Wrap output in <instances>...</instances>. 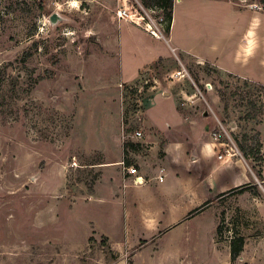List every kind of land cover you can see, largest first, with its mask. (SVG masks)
<instances>
[{"label": "rangeland", "instance_id": "374dc122", "mask_svg": "<svg viewBox=\"0 0 264 264\" xmlns=\"http://www.w3.org/2000/svg\"><path fill=\"white\" fill-rule=\"evenodd\" d=\"M220 1L173 0L170 39L207 55L211 45L230 37L249 44L243 36L251 31L252 51L241 50L239 57L264 64V0ZM120 7L138 10L146 20L142 29L152 21L168 41L164 12L145 8L141 0H0V264L115 259L102 237L89 236L84 250V191L96 186L100 172L92 165L102 158L84 143L96 134L107 139L117 128L121 140H129L152 98L163 92L198 116L208 104L226 133L219 141L234 144L256 175L249 188L225 193L210 206L217 213V264H264V179L257 148L264 141V86L192 57H180L184 73L175 56L140 71L133 83H120L130 82L141 63L129 54L127 28H117ZM53 13L62 18L54 26L48 20ZM116 36L124 44L122 58L113 56ZM163 39L155 42L170 53ZM168 45L174 47L170 40ZM256 77L264 85V68ZM153 104L150 113L173 106L159 98ZM214 115H207L210 135L219 131ZM113 216L119 218V210L108 207L99 220L107 227ZM238 237L243 250L229 262V243ZM189 264L213 259L200 255Z\"/></svg>", "mask_w": 264, "mask_h": 264}, {"label": "crops", "instance_id": "0c3cea01", "mask_svg": "<svg viewBox=\"0 0 264 264\" xmlns=\"http://www.w3.org/2000/svg\"><path fill=\"white\" fill-rule=\"evenodd\" d=\"M237 9L252 11L250 8ZM122 21L135 30L123 25ZM116 22L120 30L127 28L125 36L131 44L129 54L141 62L134 78L127 83L120 82L122 84L135 82L140 71L156 62L168 63L174 58L179 60L185 73L180 57H192L199 65L208 64L222 74L264 86L256 77L264 68L263 61L257 59L249 65L245 58L239 57L241 50L244 53L252 51L251 31L243 36L249 44L242 45L230 37L227 43L211 45V53L202 55L194 45L185 44L174 36L170 39V28L168 41L174 47H169L168 41L161 38L170 49L169 53L155 42L161 39L151 36L139 24L125 20ZM112 42L116 48L113 56L124 57L122 38L118 40L116 36ZM155 98L171 100L170 111L150 113ZM151 101L141 117L142 138H136L133 133L129 140L123 135L121 140L120 128H117L107 139L102 140L96 134L95 141L90 138L88 144L84 143L88 148L95 146L102 156L101 162L92 165L100 172L96 186L84 191V250L91 240L89 236L97 241L102 237L108 252L115 256L114 260L102 258V264H189L190 258L200 255L212 258L213 264H217V213L210 206L225 193L245 185L250 187L256 175L239 151L237 155L227 156L225 148L211 138L208 114L202 111L198 116L187 105L178 107L169 92H163L162 96L156 94ZM263 126L264 123L261 128ZM260 145L262 172L259 175L262 180L264 141L261 139ZM121 163L136 167L137 174L127 175ZM108 207L118 209L119 218L113 216L106 227L99 216ZM195 210L197 212L193 213ZM86 214L89 216L85 217ZM207 223L214 232L206 233ZM233 261L229 248V262Z\"/></svg>", "mask_w": 264, "mask_h": 264}, {"label": "built area", "instance_id": "2783aa9c", "mask_svg": "<svg viewBox=\"0 0 264 264\" xmlns=\"http://www.w3.org/2000/svg\"><path fill=\"white\" fill-rule=\"evenodd\" d=\"M145 14V13H144ZM146 16V14H145ZM115 17L117 20H125V21H128V22H131L132 24H135V25H140V23H143L145 22V18L138 12V10H135L134 13L133 12H130L128 11V9L126 7H120L118 8L116 11H115ZM154 27V29H153ZM144 31L148 32L151 36H153L154 38H158V39H161L163 38V35L162 33L156 28V25L154 23H152V21L150 22H146L145 23V27L143 28ZM205 88L207 90H211V86L206 84L205 85ZM207 110L203 111L204 113L206 114H213L214 113L212 112L211 108L208 106L207 104ZM215 117V115H214ZM215 120H216V124H217V128H218V132H213L211 134V137L212 139L220 146V147H226L225 148V154L227 156H229L230 154L232 156L234 155H237L238 154V150L237 148L234 146V144L232 145V147H227L228 145L222 141H219V137L222 134H226L221 123L218 121V119L215 117ZM134 136L136 138H142V133L140 131H136L134 133ZM228 137V136H226ZM231 141V140H230ZM232 143V142H231ZM222 156H219V158H221ZM122 167H123V170L126 172L127 175H131V176H134L137 174V169L136 167L134 166H126L124 163H121ZM161 179V178H160Z\"/></svg>", "mask_w": 264, "mask_h": 264}, {"label": "trees", "instance_id": "16d2710c", "mask_svg": "<svg viewBox=\"0 0 264 264\" xmlns=\"http://www.w3.org/2000/svg\"><path fill=\"white\" fill-rule=\"evenodd\" d=\"M141 2L145 8H154V9L162 10L164 12V21H165L164 23L166 25V31L168 33L171 27V23H172L173 0H141ZM260 147L261 145L259 142L257 146L258 150H260ZM260 160L262 161V158ZM246 188H249V187L245 185L235 190H232L230 192H233L236 190L242 191ZM195 212H197V210H195L193 213ZM217 232H218V228H217ZM229 248H230L231 260H235L239 256V254L242 252L243 239L241 237H238L236 239H231L229 243Z\"/></svg>", "mask_w": 264, "mask_h": 264}, {"label": "water", "instance_id": "95a60500", "mask_svg": "<svg viewBox=\"0 0 264 264\" xmlns=\"http://www.w3.org/2000/svg\"><path fill=\"white\" fill-rule=\"evenodd\" d=\"M48 20H49L50 24L54 26L58 22L62 21V18L59 15H57L56 13H53L49 16Z\"/></svg>", "mask_w": 264, "mask_h": 264}]
</instances>
